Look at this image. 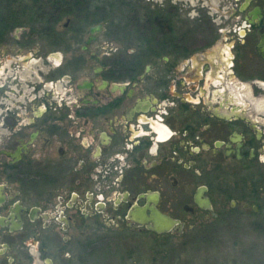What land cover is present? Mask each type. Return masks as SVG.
<instances>
[{
  "label": "flooded vegetation",
  "instance_id": "flooded-vegetation-1",
  "mask_svg": "<svg viewBox=\"0 0 264 264\" xmlns=\"http://www.w3.org/2000/svg\"><path fill=\"white\" fill-rule=\"evenodd\" d=\"M165 5L146 14L156 31L141 50L148 63L107 54L80 82L84 58L58 40L21 56L37 60L30 70L11 67L0 99V264H63L78 239L93 261L110 228L183 236L196 224L186 215L201 217L203 232L253 218L264 229V0ZM21 37L11 31L9 43L31 45ZM126 68L138 74L127 81ZM156 212L175 225L157 232Z\"/></svg>",
  "mask_w": 264,
  "mask_h": 264
},
{
  "label": "rangeland",
  "instance_id": "rangeland-1",
  "mask_svg": "<svg viewBox=\"0 0 264 264\" xmlns=\"http://www.w3.org/2000/svg\"><path fill=\"white\" fill-rule=\"evenodd\" d=\"M18 1L30 3L31 0ZM41 1L46 4L45 11L34 17L33 21L26 20L28 23L12 31V34L19 38L23 35H33L31 45L22 46L13 39L9 43V37L6 43L0 44V99L9 97L11 67L17 68L15 72L23 70L19 65L30 70L33 62L37 61L35 59L23 61L21 56L36 57L33 49L39 47L54 50L58 40L61 41L62 47L64 45L66 49L74 51L68 53L70 56L79 52L82 59L84 58L83 70H77L80 82L87 77H97L94 68L105 60L107 54L123 56L126 62L141 59L143 64L148 63L151 57L141 50L145 45L148 50L150 45L155 43L156 31L145 22L146 14L150 16V9L165 13L167 2V0H67L66 5L63 4L59 11L54 12L56 7L50 5L48 0ZM156 3H163V6ZM99 24L101 29L92 33L90 27ZM91 35L95 40L91 39L89 53L82 47L87 45L86 41L90 40ZM18 49H21V53L18 54L19 64H10V56H16L14 51ZM116 50L118 51L115 52ZM91 52H96L101 59H91ZM126 62L123 61L122 66H129ZM137 74L126 68L122 78L128 81ZM5 176L7 177V172ZM38 200L39 195L31 191L27 201L32 204ZM186 219L191 225L196 223L193 231L186 226L185 230L188 232L186 236L173 233L159 237L138 230L119 231L110 228V232L104 234L107 239H101L103 234L100 235V247L92 252L93 258L95 257L93 261H89L90 255L86 254V245L84 243L81 245L80 239L77 240V245L66 249L70 254L68 256L62 254L61 261L63 264H264V229L261 225L251 224L257 219H250L247 225L234 223V230L226 233L200 231L202 228H199V223L202 218L198 215L194 217L186 215Z\"/></svg>",
  "mask_w": 264,
  "mask_h": 264
},
{
  "label": "trees",
  "instance_id": "trees-1",
  "mask_svg": "<svg viewBox=\"0 0 264 264\" xmlns=\"http://www.w3.org/2000/svg\"><path fill=\"white\" fill-rule=\"evenodd\" d=\"M48 3L55 6V11H59L67 0H48ZM46 4L41 0H31L30 3L19 2L18 0H0V44L8 40L9 33L16 27H21L33 21L34 17L41 14L46 9Z\"/></svg>",
  "mask_w": 264,
  "mask_h": 264
},
{
  "label": "water",
  "instance_id": "water-1",
  "mask_svg": "<svg viewBox=\"0 0 264 264\" xmlns=\"http://www.w3.org/2000/svg\"><path fill=\"white\" fill-rule=\"evenodd\" d=\"M101 29V25L97 26H92L90 31L93 33L97 30ZM132 217L136 220L139 221L141 224L149 222V219L144 218L143 216L139 215H132ZM152 220L154 221V226L153 229H155L157 232H165L169 231L176 223L175 220L172 218H169L167 216L162 215L160 212H156L155 215L153 216Z\"/></svg>",
  "mask_w": 264,
  "mask_h": 264
}]
</instances>
